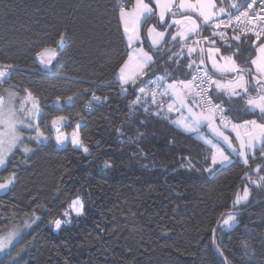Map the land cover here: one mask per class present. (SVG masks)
<instances>
[{
	"label": "trees",
	"instance_id": "16d2710c",
	"mask_svg": "<svg viewBox=\"0 0 264 264\" xmlns=\"http://www.w3.org/2000/svg\"><path fill=\"white\" fill-rule=\"evenodd\" d=\"M116 1L0 0V63L19 69L0 87V95L7 99L5 90L11 88L26 96L28 89L41 109L35 124L48 137L39 143L26 139L33 151L25 155L14 150L0 171V181L16 173L0 194V236L34 222L0 257V264H224V256L232 264H264V188L250 186L251 198L239 209V223L232 229L212 231L220 213L231 210L248 175L258 176L238 159L213 175L204 173L209 146L171 123L175 115L165 108L153 115L159 108L151 106V93L148 112L143 97L130 107L139 88L148 89L158 76L169 73L165 81L187 80L192 54L177 41L166 42L152 51L155 63L145 75L121 92L115 74L127 47ZM237 2L240 9L248 0ZM61 32L65 43L52 63L41 68L36 51L56 47ZM232 35L227 40L231 48L224 47L225 41L215 45L232 55L239 49L236 62L249 68L255 54L252 39L237 42ZM144 45L150 49L146 41ZM172 56L176 59L170 61ZM94 95L100 104L84 111ZM215 100L224 101L235 123L259 119L258 113L239 110L244 97ZM60 117L65 118L57 123L61 130L66 135L77 131L89 153L70 144L55 145L50 131ZM22 130L25 137L35 136ZM188 158L200 171L187 167ZM260 163L249 160L252 169ZM77 196L84 203L83 214L64 216ZM55 219L69 222L55 231ZM241 241L249 245L247 254Z\"/></svg>",
	"mask_w": 264,
	"mask_h": 264
},
{
	"label": "snow or ice",
	"instance_id": "6c2138e0",
	"mask_svg": "<svg viewBox=\"0 0 264 264\" xmlns=\"http://www.w3.org/2000/svg\"><path fill=\"white\" fill-rule=\"evenodd\" d=\"M154 3L156 9L159 10L158 15L161 24L169 23L166 20V15L171 14L175 17L177 11L181 13L190 11L201 18L200 23L196 19H193L191 15H186L182 19H173L171 21V24L177 25L181 29L173 33L172 41L174 42L179 38L182 46L186 43V39L189 36L197 34L202 28L211 26L214 20H218L215 24V28L217 29L220 28L221 24H224L225 27L232 26L234 30L245 34L244 36L235 35L231 37L232 40L240 42L248 33L256 37L252 41V44L255 47L257 55L251 60V65L255 67L256 74L252 75L250 80L246 78V74H250L252 69L241 67L234 59L239 54V49L232 56H220V59L224 61L221 65L214 58L220 52V49L215 48V40H209V43L213 47L209 49L208 59L211 60V68L213 71H209L207 67H201V65L205 64L203 59L195 68H193V62L190 61L188 64V69L191 72L190 80L173 81L172 83L166 84L164 82L170 74L165 73L149 81V84L155 85V88H139V94L130 104V107L141 104V98L143 97L145 98L143 102L146 105L144 111L148 112L147 98L149 97V93H151V106H158L159 108L153 115L159 116L164 111L163 98L167 97L171 99L172 103H169L167 106L168 113L174 111L184 113L186 111V115H183L178 120L171 121V123L186 133L197 134L209 146L210 156L205 157L207 167L202 169L204 173L213 175L224 166L231 165L233 160L238 159L245 166H249L250 173H255L258 176V179H252V176L250 174L248 175V183L245 184L242 192L238 190L235 193L231 210L220 213L217 225L212 231L215 233L218 229H231L239 223V209L246 206L251 198L250 186L264 188V175L260 174L264 172V122H262L264 121V43H259L257 46V42L264 38V12L254 17L251 14L254 4L250 3L248 4V10L235 17L236 23L233 25L231 15H229L227 23L219 20L220 14L225 13L226 9L221 7L217 11V5L214 0H196L195 3L190 2V0H180L178 5L175 3V0H154ZM261 3L264 5V0H261ZM118 6L120 8V20L123 24L124 33L129 46H131L133 42L139 41L141 38L140 27L142 22L149 16L156 15V12L149 3H145V0H135V6L131 10L128 9L125 3H119ZM230 7L238 10L240 4L237 0H232ZM167 31V28L164 31H157L155 27L148 29V36L152 41L151 47L153 49H157L165 40ZM212 35L213 37L218 36L220 39L225 40L224 47L231 48V45L227 43L229 38L224 32L213 31ZM204 39L207 40L208 38L205 37ZM65 41L66 34L61 32L59 38L55 41L56 47L42 46L36 51L35 56L42 65H50L58 55L57 48L64 44ZM196 43H200V41H196ZM195 51L196 49L193 47L188 48L189 55ZM200 51L203 53L204 49L201 48ZM173 59H176V56L169 57L170 61ZM154 63L153 55L144 51L143 48L129 52L128 60L121 65L117 75L121 92L123 93L127 90L126 86L129 83L135 84L137 79L143 77L146 69ZM14 67L11 64H0V85L6 83L11 78L9 70ZM177 70H179V64L177 65ZM213 72L219 73L221 77L231 75L233 78L227 80L215 79ZM252 89H255L256 92L254 96L249 94ZM5 91L7 92V99L4 95H0V167L7 165L10 157L15 155L14 150L16 149H19L25 155L33 151L25 143L26 139H35L39 143L48 138L38 124L32 123L33 114L38 115L41 111L32 93L28 89H24L26 93L25 100L21 102V107L17 109L15 107L18 100L17 93L11 88ZM221 94L227 97L228 102H232L235 98L247 97L239 110L245 113H258L259 119L245 120L242 124L233 123L232 119L226 115L228 109L223 106L224 101L219 103L215 102V98ZM157 96L161 97V99L157 100ZM189 98H191V101H189ZM67 99L71 101L72 97H68ZM93 100L100 101L101 98L94 95ZM28 102H31V108L27 107ZM90 106L91 104H89ZM196 108H199L200 111L197 112L195 110ZM64 120V117L54 119L52 122L53 127H56L58 122L63 123ZM204 125H207L214 134L215 142L212 139H205L200 135L199 130ZM229 125H231V132L235 133V141L238 142V147L233 143L231 136L226 135L221 130L222 128L228 129ZM79 127L80 125L78 124L77 128ZM22 129L34 131L35 136L25 137ZM56 130L58 133L56 136L57 144H65L69 137L60 132L58 127H56ZM71 143L74 148L83 149L85 153L90 152L89 148L83 145L77 131H73L71 134ZM169 143H173V141H169ZM221 144L227 146L229 150L227 153L221 147ZM257 152H259L258 157L256 155ZM188 159L189 163L187 167L189 169H195V165L191 163L190 158ZM250 159H260L262 163L257 164L252 169L249 165ZM109 166L106 162L105 167L107 168ZM195 170L200 171V169ZM15 178L16 173L13 171L4 183H0V189H7ZM70 208L77 215L83 214L84 203L79 196L72 201ZM63 215L68 216L69 212L65 211ZM68 222L67 220L62 221L61 219L52 221L57 229L61 227L62 223ZM18 235L19 233H11L5 241H0V252L4 251ZM213 243H216L215 240ZM239 247L243 248L245 254H247L249 245L246 241H241ZM217 251L223 256V252L220 251L219 246H217ZM224 264H232V261L227 256H224Z\"/></svg>",
	"mask_w": 264,
	"mask_h": 264
},
{
	"label": "rangeland",
	"instance_id": "374dc122",
	"mask_svg": "<svg viewBox=\"0 0 264 264\" xmlns=\"http://www.w3.org/2000/svg\"><path fill=\"white\" fill-rule=\"evenodd\" d=\"M219 1H221L222 4L228 3L229 6H230L231 3H232V0H219ZM178 2H179V0H175V3H176L177 5H178ZM195 2H196V0H193V1H192V3H195ZM145 3H149L150 6L153 7L154 11L156 12V15L149 16V17H150V20H149V21L146 22V20L149 18V17H148L147 19H145V20L142 22V25H141V27H140V37H141V38H140L139 41H135V42H133V44H132L131 46H128V47H127V52H126V59H125V61L128 60V54H129V52H133V51L138 50V49H140V48H143L144 51H146V52H148L149 54L153 55L152 51H153L154 49L151 47L152 41H151V39H150L149 36H148V29H149L150 27H155L157 31H164L166 28L168 29V31L166 32L165 40H164V41L158 46V48H159V47H161V45L163 46L167 41L173 42V41H172V35H173V33H176L178 30H181V29L179 28V26L174 25V24H171V21H172L173 19H182V17H183V16H186V15H191L193 19H196V18H197V17H196L194 14H192V13H188V12H187V13H186V12L181 13V12L177 11V14H176L175 17H173L171 14L166 15V20H167L169 23H167V24H161L160 21H159V15H158L159 10L156 9V7H155V3H154V0H145ZM134 6H135V0H134L133 3L128 7V9L131 10L132 8H134ZM196 20H197V19H196ZM119 21H120V25H121V28H122V32H123V34H124V36H125L124 28H123V24H122V22H121V20H120V11H119ZM145 22H146V23H145ZM197 22H198V20H197ZM169 25H171V26L169 27ZM125 39H126V41H127L126 36H125ZM178 39H179V38H177V40H178ZM144 41H146V43L148 44V46L150 47V49H147V48L145 47V45H144ZM127 43H128V41H127ZM261 43H264V41H262ZM127 45H129V44H127ZM158 48H157V49H158ZM125 61H124V62H125ZM124 62L122 63V65L124 64ZM120 67H121V66H120ZM120 67H119L118 70L116 71V74H115L116 78H117V75H118V72H119ZM132 67H133V70H134V65H133ZM232 78H233V76H232V77H228L227 79H232ZM216 79H218V78H216ZM227 79H226V80H227ZM172 82H173V81H165L164 83L167 84V83H172ZM176 82H177V81H176ZM24 100H25V96H18V100H17V102H16V104H15V107H16L17 109H19V108L21 107V102H23ZM170 102H171V100L169 101V103H170ZM27 107H28V108H31V107H32V104L29 105V104L27 103ZM180 113H181V112H180ZM181 115L183 116L184 114L181 113ZM36 116H37V114L34 113V114H33V117H32V123H33V124L36 123V121H35ZM233 123H235V122H233ZM235 124H236V123H235ZM56 127H58V128L60 129V132L64 133V132L61 130V128H60L59 125H57ZM56 127H52V128H51V131L49 130L50 132H52V136H53V138H54L55 145H56L57 147H59V148H63V147H65V146H67L68 144H70V145L73 147L72 143L70 142V141H71V135H67V136L69 137V139H68V141H67L65 144H63V145H58V144H57L56 136H57L58 133H57ZM64 134H65V133H64ZM65 135H66V134H65ZM2 168H4V167H0V171H1ZM6 178H7V177H5L2 181H0V183H4L5 180H6ZM242 189H243V187H241L239 190L242 192ZM234 196H235V195H234ZM76 198H77V197H76ZM76 198H74V199H76ZM74 199H73V200H74ZM73 200H72V201H73ZM72 201L70 202V204L67 206V208H66V210H65V211H68V212H69L68 217H69L70 215H77L76 212H75V211H72L71 208H70V205H71ZM65 211H64V212H65ZM33 223H34L33 221H32V222H25V224H23L22 227H21L19 230H15V231H12V232H10V233H8V234H6V235H2V236H0V241H5V240L7 239V237L9 236V234H11V233H19V235L16 236V237L12 240V243L9 244L8 247H7L4 251L0 252V257H2L4 254L8 253V252L11 250L12 246H13L15 243H17V242L19 241V239L21 238V235H22L25 231H27V230L31 227V225H33ZM234 226H235V225H234ZM234 226H233V227H234ZM233 227H232V228H233ZM53 228H54L55 231L58 230V229L54 226V224H53ZM232 228H231V229H232ZM224 230L228 231V230H230V229H224Z\"/></svg>",
	"mask_w": 264,
	"mask_h": 264
},
{
	"label": "crops",
	"instance_id": "0c3cea01",
	"mask_svg": "<svg viewBox=\"0 0 264 264\" xmlns=\"http://www.w3.org/2000/svg\"><path fill=\"white\" fill-rule=\"evenodd\" d=\"M193 0H190V2H192ZM214 2L216 3V5H217V11H218V9L219 8H221V7H224L225 9H226V11H225V13H222V14H220V17H223V16H226V15H229V14H232L233 12L231 11V7L228 5V3H225V4H222L221 3V1H219V0H214ZM180 3V0H179V2H178V4ZM237 11V10H236ZM232 12V13H231ZM187 13V12H186ZM188 13H192V12H188ZM192 14H194L197 18V20H198V23H200L201 22V18H199L195 13H192ZM207 31V28H202L201 30H200V32H198L197 34H195V35H191V36H189L187 39H186V43L183 45V47H181L182 46V42L180 41V39H178V40H176L177 42H179L178 44H179V46L181 47L180 49H182V50H185V52H187L188 53V48L189 47H193V48H195L196 49V51L194 52V53H192V59H191V62H195V61H198L199 63H200V61L203 59L204 61H205V64L204 65H202L203 67H207L208 68V70L209 71H213L212 70V68H211V60H209L208 59V54H209V49L210 48H212L213 47V45L212 44H210V43H203V42H200V43H195V42H193V39H196L197 37L199 38V37H201V35L202 34H204L205 32ZM123 33V32H122ZM235 35H239V34H235ZM235 35H232V36H235ZM123 38H124V42H125V44H126V47H128L129 45H127L128 43H127V41H126V39H125V36H124V34H123ZM167 42H170V41H167ZM162 46V45H161ZM201 48H203L204 49V51H203V53H201V51H200V49ZM215 48H219L217 45H215ZM159 49V48H158ZM220 49V48H219ZM155 50V49H154ZM189 54V53H188ZM256 55H257V53H256V50H255V54H254V57L252 58V59H254L255 57H256ZM220 56H225V57H227V56H232V54H227V53H223V52H221V50H220V52L219 53H217L216 55H215V59L217 60V62H218V64H223L224 63V61L223 60H221L220 59ZM154 59V58H153ZM235 59V58H234ZM237 63V62H236ZM238 64V63H237ZM249 68H251L252 69V72H251V76L252 75H255L256 73H255V67L253 66V65H251ZM213 76H214V78L216 79V78H218V79H222V80H226L228 77H232L231 75H229V76H224V77H221L220 75H219V73H215V72H213ZM251 76L249 77L247 74H246V78L247 79H251ZM116 78V77H115ZM116 80L118 81V79L116 78ZM173 81H177V82H179L180 80H173ZM130 84V83H129ZM128 84V85H129ZM127 85V86H128ZM126 86V87H127ZM250 95H256V92H255V89H252L251 91H250V93H249ZM222 96H225V95H223V94H221L219 97H216V98H220V97H222ZM247 99V97H244V102H245V100ZM171 99H169V98H167V97H165V101H166V103H165V105H164V108H165V110L167 111V106H168V104H169V101H170ZM189 101H191V98H189ZM170 103H172V100H171V102ZM178 107V106H177ZM197 112H199L200 111V109L199 108H196L195 109ZM172 114H174L175 115V119L174 120H178V119H180L181 117H182V115H181V113L179 112V111H174V112H172ZM184 115H186V111L183 113ZM244 121H240V122H236V124H242ZM217 123H219L218 121H217ZM177 127V126H176ZM178 128V127H177ZM179 129V128H178ZM181 130V129H180ZM221 130H223L224 132H225V134L226 135H230L231 136V138L233 139V143L238 147V142L237 141H235V133L234 132H231V129L229 130V129H221ZM182 131V130H181ZM184 132V131H183ZM186 133V132H185ZM199 133H200V135H202L205 139H212L214 142H215V137H214V134L211 132V130L207 127V125H204L203 127H201L200 128V130H199ZM192 134H194L200 141H202L203 142V140H201L200 138H199V136L197 135V134H195V133H192ZM79 137H80V135H79ZM71 142V141H70ZM204 143V142H203ZM221 147L222 148H224L225 149V152L227 153L229 150L227 149V146L226 145H224V144H221ZM11 185V184H10ZM10 185L8 186V188L10 187ZM8 188L7 189H0V194H3V193H5L7 190H8Z\"/></svg>",
	"mask_w": 264,
	"mask_h": 264
},
{
	"label": "built area",
	"instance_id": "2783aa9c",
	"mask_svg": "<svg viewBox=\"0 0 264 264\" xmlns=\"http://www.w3.org/2000/svg\"><path fill=\"white\" fill-rule=\"evenodd\" d=\"M119 3H125V4L127 5V7L130 6L129 0H117V1L115 2V5H116V7H117L119 10H120V8H119V6H118ZM250 3L254 4L253 9L251 10V14H252L254 17L257 16L258 14L264 12V5H262L261 0H248V2H247L242 8H240L239 10H237L236 12H234V13H232V14H229V15H231V17H232V23H233V25L236 23V21H235V17H236V16H239L240 13H242V12L248 10V4H250ZM229 15H226V16H223V17H219V20H223V21H225V23H227V21H228V19H229ZM217 22H218V20H214V22H213V24H212L211 26L206 27V28H207V33L205 32L204 34L201 35V37H199V38L197 37L196 39H193V42L196 43V41H200V42H203V43H209V40H215V42H224V41H225V40H223V39H220L218 36H217V37H213V35H212L213 31L224 32L228 38H229L230 34L245 35V34L242 33V32H238V31L234 30V28H233L232 26L225 27L224 24H221L220 28L217 29V28H215V24H216ZM246 36H249V37L252 39V41L256 39V37H255L253 34H251V33H248ZM205 37H207L208 39L205 40V39H204ZM35 60H36L37 64H38L41 68H47V67L49 66V65H47V66L42 65V64L40 63L39 59H38L36 56H35ZM0 64H4V63H0ZM197 64H199V62H198V61H195V62L193 63V68H195V66H196ZM201 67H203V66L201 65ZM17 70H19V69H18V67H16V66H15L14 68H12V69L9 70V72H10V77H11V78H12L13 73H14L15 71H17ZM11 78L8 79L6 83L10 82ZM190 79H191V72H189V75H188L187 80H190ZM6 83L0 85V87H1V86H4ZM150 88H155V85H150V87H149L148 89H150ZM100 102H101V100H100V101H95V100H93V97H92L91 100H90L89 102H87V103L84 105V111H86V112H91V111H93L94 108H95L98 104H100ZM215 102L219 103V101H217V100H215ZM89 104H91L90 107H89ZM226 115H228L229 118L232 119V117L230 116V114H229L228 112L226 113ZM218 122H219V121H218ZM232 122H233V119H232ZM228 129H229V130L231 129V125H229Z\"/></svg>",
	"mask_w": 264,
	"mask_h": 264
}]
</instances>
